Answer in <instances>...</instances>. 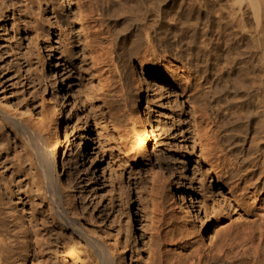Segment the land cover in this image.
Instances as JSON below:
<instances>
[{
    "label": "rangeland",
    "instance_id": "1",
    "mask_svg": "<svg viewBox=\"0 0 264 264\" xmlns=\"http://www.w3.org/2000/svg\"><path fill=\"white\" fill-rule=\"evenodd\" d=\"M60 2L0 0V107L35 127L53 109L54 88L44 64L49 48L43 33L49 31L48 20L57 17L64 32H50L56 48L52 61L78 97L79 116L72 118L77 135L84 132L87 120L89 141L83 157L87 159L93 149L96 158L95 170L84 169L73 143L77 135H70L62 146L67 163L60 171V189L69 213L89 232L102 233L118 245L119 264H153L166 230L181 237L190 252L238 227L258 225L260 213L248 204L244 189L256 167L248 161L234 165L224 154H210V145L193 129L189 117L192 106H200L202 88L151 84L156 94L151 109L159 123L157 137L150 141V162L136 156L143 131L134 116L142 107L134 106L130 114L120 109L108 113L92 90L88 59L76 37L78 21L69 10L76 1ZM130 70L136 76L130 79V93L143 98L147 83H142L141 90L136 81L141 75L139 67ZM100 92L113 103L112 93H122L108 87ZM1 142L7 149L0 159V243L6 242L5 258L0 255V259L4 264H17L29 255L28 264H92L78 231L52 219L26 151L2 110ZM62 157L59 152L58 162ZM161 171L173 172L175 196ZM177 191H182V200ZM192 201L200 206L197 217ZM4 236L8 237L5 242L1 241Z\"/></svg>",
    "mask_w": 264,
    "mask_h": 264
},
{
    "label": "bare ground",
    "instance_id": "2",
    "mask_svg": "<svg viewBox=\"0 0 264 264\" xmlns=\"http://www.w3.org/2000/svg\"><path fill=\"white\" fill-rule=\"evenodd\" d=\"M74 1L76 6L69 10L78 21L76 37L88 59L95 96L109 114L116 109L130 114L134 106L142 107L141 113L134 116L135 124L139 123L143 131L136 156L150 162V141L157 137L159 123L151 109L156 94L151 84L182 90L199 85L203 90L200 106H192L189 117L194 131L210 145V154H224L234 165L248 161L256 167L244 189L248 204L260 213L258 225L238 227L216 237L209 246L200 245L190 252L181 237L166 230L161 233L153 264H264V0ZM48 23L49 31L43 33L49 48L44 64L50 70L48 77L54 88L53 109L38 127L1 107L0 111L26 151L52 219L78 231L92 264H119L118 245L102 233L89 232L64 205L60 171H64L67 160L62 146L70 135H77L72 118L79 116V105L73 88L59 76L52 61L56 48L50 32H64V26L57 17ZM134 65L141 71L136 78L140 89L143 82L147 83L143 98L130 93V79L136 77L130 70ZM104 87L122 92L112 93L116 103L101 97ZM85 123L84 132L75 136L73 143L84 169L95 170L94 150L87 159L83 157L89 141L87 120ZM122 136L118 131V138ZM6 149L1 142L0 159ZM59 152L63 153L61 162ZM161 172L172 193L173 172ZM8 182H4L5 187ZM177 196L182 200V191H177ZM192 204L197 217L200 206L195 201ZM6 240L4 236L1 241ZM5 243H0L1 258H5ZM2 260L0 264H4ZM29 261L26 255L17 264Z\"/></svg>",
    "mask_w": 264,
    "mask_h": 264
}]
</instances>
